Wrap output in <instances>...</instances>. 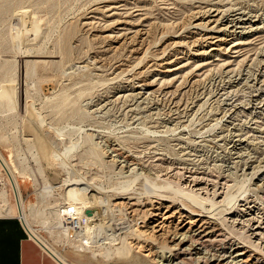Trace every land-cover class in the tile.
Returning a JSON list of instances; mask_svg holds the SVG:
<instances>
[{
    "label": "rangeland",
    "instance_id": "374dc122",
    "mask_svg": "<svg viewBox=\"0 0 264 264\" xmlns=\"http://www.w3.org/2000/svg\"><path fill=\"white\" fill-rule=\"evenodd\" d=\"M209 1L215 2V0H0V74L5 70L1 68L2 60L4 62L5 59H9L6 63H12L14 69L2 85L6 83L10 88L15 86L17 103L14 111L5 114L0 113V150L21 171L17 175V182L21 189L22 198L33 203L32 207L26 206L27 218L29 224L37 228L42 235L48 238V232L42 230L44 229L42 219H45L49 210L52 211L64 201L68 187L77 183L75 179L84 178L93 186L98 187L89 193L99 197L104 196L101 190L99 192V188L108 190L113 186L119 189L126 188L128 189L126 192L139 195L138 198H145L144 193L149 186H153L162 192L178 193V191L184 190L196 194V196L203 198L202 203L205 206L215 210V213L213 212L214 217L222 223L228 232L241 241H249L246 232L230 224L227 220L230 214L225 213L235 210L239 198L245 197L255 198L257 203L264 207V199L259 197L258 191L252 187V182L256 178L250 177L251 165L254 166L255 164L254 169L256 170L261 169V163L255 162L250 164V167L243 162L236 163L232 165L234 168H230V170L233 169L231 172L230 170L229 172L225 171L223 169L225 167L221 164H226L222 160L227 158V150L231 144L230 132L233 129L228 123L229 120L238 122L237 127L244 135L250 136L252 134L253 141L251 142L253 143L250 144L249 150L247 149L248 155H254V157L264 155V111L259 113L254 110L255 113L249 114V110L243 106L247 99L253 97L257 92L262 91L264 93V61L263 63L258 61V59L264 60V32L254 34L244 41L245 43L239 45L241 47L238 46L233 51L219 56L217 60L214 59L215 57H210V60L213 61L214 59L211 63L205 59L206 55L200 57V60L191 54L200 46V43L198 41L197 44L196 42H185V40H189V37H196V32L199 30L188 27L186 24L199 22L198 20L202 16L197 15L198 17L194 18L193 14L188 15V13L200 9V5H208ZM216 1L225 7L241 5L244 8H251L264 13V0ZM24 12L35 16L39 21L42 31L35 40H30L32 36L29 34L30 32L25 34L27 37L24 36L25 38L20 40L13 37L11 26L14 24L17 26L19 15L24 14ZM139 16H145L149 22L151 21V28L146 38L142 40L139 49L132 50L133 44L130 42L127 47H122L115 55L100 51L99 45L102 46L104 42L95 37V34L98 36L122 29L124 21ZM181 28L182 30H180ZM171 33H173V37H162L164 34L169 35ZM178 33H180L178 36H174ZM26 38L29 39L26 40ZM172 38L174 41L180 40V42L184 39L185 44L183 46L173 45L171 49L168 47L167 55L181 48L186 52V55L183 54L184 52L182 53L184 57H192L183 69L184 72L190 68V74L181 80L183 82L180 84L181 86L177 90L180 91L175 98L168 94L162 95L160 93L158 95L157 93L154 97L147 98L141 105H135L133 98L126 96L122 100L119 99L115 103L109 104L110 106L99 107L98 100L112 94L116 89L136 81L133 78L136 72L143 71L139 79L152 78L157 69H160V66H155L157 60L154 61V55L162 45ZM24 40L26 43L23 42ZM14 46L16 48L13 52ZM18 47L31 48V55L23 56L19 51L16 54ZM171 50L173 51L171 52ZM31 59H45L53 64L51 63V66L46 69L38 65L35 74L30 78H22V69H24L22 65L25 60ZM217 61L227 63L226 68L219 65L220 62ZM95 65H99V69L95 68ZM226 70L228 71L226 72ZM151 74L154 75L151 77ZM154 77L157 78L158 76ZM243 77L247 78V82L244 81ZM193 79L199 80L198 83L192 82ZM184 81L187 82L184 83ZM231 81L236 83L235 86H230ZM26 88L30 92L28 93L29 98L24 101L22 92L24 95ZM223 89L231 90L230 98H237L240 101L239 108L243 109L245 113L240 114L238 112V115H234L233 112L230 114L224 109L225 101L219 96ZM65 96L68 97L67 102L58 105L59 107L56 106L60 99ZM23 102H27L25 109L23 108L24 104L22 105ZM33 106L42 120L37 119L34 115L36 112L32 114ZM129 106H132V110H128ZM175 114L179 116L181 122L173 125ZM250 116L251 121L248 120ZM252 120L258 123L262 132L253 134L250 131L249 125H255ZM26 122L28 123L26 124ZM41 129L47 130L48 135L59 140L58 148L62 156L52 158L47 143H39L42 149L40 151L37 140L32 139L34 136L32 131L35 133L43 132ZM225 132L226 134L222 139L218 137V134ZM87 135L89 137H86ZM94 142H97L99 147H105L106 142L123 146V150L135 156L139 164H135L132 166L133 168L130 167L129 169L124 167L125 169L122 170L118 169L117 164H101L97 157L89 154L88 149L94 146ZM180 145L189 151L186 156L188 160L184 164H182L184 156L179 152ZM103 158L106 159L107 157ZM158 162L160 165H157ZM183 166L186 168L183 169ZM204 168L206 169L204 170ZM197 169L198 171H207L206 176L215 180L227 179L228 185L224 188L223 194L228 196V201L218 206L211 192L195 193L188 186L182 185V182L184 184L185 180L188 179V174L191 173L189 171H197ZM166 170L168 171L165 173ZM42 173H44L43 176ZM258 174L259 172H256L254 176ZM44 176L51 184L57 185L61 182V185L52 189L51 194L45 197L44 203H39L37 202L36 191L42 186ZM3 182L5 179L1 170L0 190L3 187L8 189V184ZM189 183L191 184V182ZM77 184L79 185V183ZM49 203H55L54 208H50ZM0 204L3 206L2 201ZM37 211L39 214L35 213ZM111 213L106 211L102 215L105 221L110 222L108 227L104 224L105 231H109L111 234L121 231L119 235H126L128 233V230H125L127 227L118 228V226L131 223L125 219L126 214L119 213V215L114 209ZM106 235L104 234V236ZM117 237L115 236L112 245H109L106 239L101 240V243L92 241L94 246L90 249L93 250V247L96 249L95 246L113 248L120 243ZM67 248L68 244L65 243L61 250H67ZM96 250L93 253L89 250L83 251L84 258L82 260L70 255L67 256L82 264H155L143 255V251L134 252L130 258L125 260L117 259L113 251L111 258L105 260L98 253L103 249ZM65 254L68 253L65 252Z\"/></svg>",
    "mask_w": 264,
    "mask_h": 264
},
{
    "label": "bare ground",
    "instance_id": "6f19581e",
    "mask_svg": "<svg viewBox=\"0 0 264 264\" xmlns=\"http://www.w3.org/2000/svg\"><path fill=\"white\" fill-rule=\"evenodd\" d=\"M192 12L188 13V15L193 14L194 18L198 17L197 15H199L200 17L202 16V18H199V22L186 25H188V27L190 26L192 28L198 29L199 31L196 32V37H189V40H185V42H196L197 44L198 41L200 43V46L197 47L191 54L199 59L200 57L206 55L207 57L205 59H208L207 62L210 61L209 63L213 62L214 59H219V56L230 52L231 50L233 51L239 45L245 43L244 41L248 40L254 34L264 32V13L251 8H244L241 5H229L228 7H225L223 4L215 0V2H210L208 3V5H200V9L198 8L196 11H194L193 13ZM24 14L21 13L19 15L17 26H15V24L14 26H11V29H13L12 33L14 35L12 33L10 34L13 35L15 39L20 40L21 38L27 37V35L25 36V34L30 32L29 34L32 35L30 37V40H35L42 31L39 25V21L35 16L30 15L27 12H24ZM150 22L145 16H139L136 18H132L131 20L129 19V21H124V27H121L122 29L99 34L98 36L97 34H95V37H98V39L100 38L99 40H102L104 42V44L101 42L102 46L101 44L99 45L101 47L100 51L108 53L109 55H115L118 50H120L122 47H127V44L130 42L133 44L131 48L132 50L139 49L142 45V40L146 38L148 31L151 28ZM159 23L160 22H158V24ZM170 23H172V21H170ZM169 24L167 25V27L169 26ZM180 30H182V28ZM179 34L180 33L176 35L174 34V36H178ZM11 35L10 37L12 38ZM164 35L162 37H173V33L165 36ZM27 39L29 38H26V40ZM183 40H181V42L180 40L174 41L172 38L170 41L168 40L164 45H162L159 48L160 50L155 53L154 61L157 60V62H155V66H160V69L158 68L159 70L157 69V72L153 71L156 72L155 75H153L158 76L157 78L151 74V77L153 76L152 78H146V76V79H139L141 72H143L140 70L135 73V76L133 75V78L136 79V81L123 86V88L116 89L112 94L98 100L97 103L100 104L99 107L108 106L109 104L111 105L119 99L122 100V98L126 96H130L131 98H133L135 105H141L147 98H152L157 95V93L158 95L160 93L162 95L168 94L175 98V96L180 91L177 90L179 86H181L180 84L183 82L181 80H184L186 76L190 74V68L189 70L187 69L184 72L183 69L187 61H189L192 57H184V55H186V52L181 48L176 49L174 53L172 52L173 50H171L172 53L167 55V48L169 47V49H171L173 45L183 46V44H185ZM23 42H25V40ZM14 48H16V46L13 47V52ZM18 51L22 53L23 56L31 55L30 53L32 52L31 48L29 47L19 48L15 53L17 54ZM182 53L184 55H182ZM210 57L215 58L212 61L210 60ZM6 61H9V59H5L4 62L2 60L1 63V68L5 69L3 70L4 72L1 73V79H3L4 82H6V79L10 77L11 71L14 69V65H12V63L9 64V62L6 63ZM258 61L263 63L264 60L258 59ZM217 62H220L219 65L226 68L227 63L225 64V62L222 61ZM51 63V61L49 62L45 59L25 60L24 64L22 65V68L24 66V69H22V78H30L33 74H35L36 67L38 65H40L43 69H46L51 66ZM95 68L99 69V65H95ZM227 71L228 70H226V72ZM244 79V81L247 82V78ZM197 81L199 80H192V82L194 83ZM233 81L230 82L231 87L235 86L236 84L233 83ZM186 82L184 81V83ZM2 86V90L0 89V98L2 99V102L0 103V113L5 114L16 109V93L15 86L10 88L6 83H4V85ZM230 91V89H223L219 94V96L225 101L224 109H226L230 114L233 112L234 115H238V112H240V114L243 113V109L239 108L240 101H238V99L234 97L235 95L233 96L234 98H230ZM29 92L30 90L28 88L24 90V95L22 92L24 101L29 98ZM254 95L253 97L251 96L250 98H248L247 102L243 105L247 110H249V114L252 112L260 113L264 111V93L260 91L259 93L257 92V94ZM67 100L68 97L65 96L63 99H60L59 103L56 106L67 102ZM26 103L27 102L22 103V105L24 104V109L26 108ZM128 110H132V106H129ZM254 110L257 111L254 112ZM32 114L36 115L38 120H42L38 112L35 110L34 106L32 107ZM251 119L252 118L250 116L248 120L251 121ZM254 121L255 120H252L253 124L255 123ZM180 122L181 120L179 116L175 114L173 116V125ZM27 123L28 122H26V124ZM29 123L31 122L29 121ZM228 123L231 124L230 127L234 131L232 130V132H230L231 144L229 145V148L227 150V158L225 160H222V162H226V164H219L225 167L223 168L225 171L229 172L231 167L234 168V166L232 165L236 163L243 162L247 164L248 167H250V164H253L255 162L257 164L261 163V169L257 167L258 169L256 170L254 169L255 164L254 166L251 165L250 177L256 178V180L252 182V187L258 191L260 195L259 197L264 199V155H260V157H254V155L249 156L247 149L249 148L250 144L253 143L251 142L253 141V136H251L252 134L250 136L244 135L237 127L238 122L236 123L232 120H229ZM239 125L241 124L239 123ZM251 125H249V129L251 132H253V134L255 132H262V129L260 128L258 123H255V125L253 126ZM25 127L26 125L24 126V129ZM29 127H31V125H29ZM43 132L38 131L37 133H35V131H32V133L34 134L32 139L37 140L40 151L42 149L39 143H47L51 157L59 158L58 156L61 155L58 148L59 140L54 138L53 136L48 135L47 130L44 133ZM225 134L226 132L218 134V137L222 139ZM86 137H89V135H87ZM25 139L28 138L25 137ZM94 143L97 145L93 144L94 146H90L91 148L88 149L89 154L97 157L100 160L99 162L101 164H117L119 170H122L124 167L129 169L130 167L135 166V164H139V161H137V158H135V156L123 150V146L120 147L116 143L106 142L105 148L101 146L99 147L97 142ZM93 147L94 149H92ZM180 147L181 148L179 149V152H181V154L184 156V158H182V164H184L185 161L188 160V157L186 158V156L189 154V151L182 148L181 145ZM103 157L107 158L104 159ZM158 164L159 162L157 163V165ZM182 168L184 169L186 168V166H183ZM192 169L194 168L192 167ZM205 169L206 168H204V170ZM1 170L3 171L5 179V182L3 183L8 184V189H5L3 187L0 190V201H2L3 203V206H1L0 204V214L14 215V213H17L16 216L20 217L22 224L28 234V239L32 240L39 247L42 253L49 255L58 264H82L67 255L77 258L78 260H82L84 258V255L82 253L83 251L89 250L93 253L96 249L98 251L100 249H103L98 253L101 254L105 260L111 258V253L113 251L117 259L124 260L126 258H130L134 252L143 251V255L146 256L150 260V262L152 261L155 264H264V207L257 203L256 199L253 197L239 198V202H236V209L225 213L230 214L227 217V220L230 222V224L235 226L237 229H241L242 231L246 232V236L249 237V241L245 242L239 240L230 232H228L227 229L222 225V223L216 217H214L213 212L215 210H213L211 207L205 206L202 203L203 198L196 196V194L189 193L184 190H180L178 191V193H173L170 191L162 192L160 190H156L155 188H153V186H149L146 188L147 191L144 193L145 198H138L139 195L136 196L134 194L126 192V190L128 191V189L126 188L119 189L118 187H116V189L113 186L109 189L106 188L108 190L99 188V192L101 190V192L104 193V196L100 195L101 197H99L93 193H89L90 191L98 189V187L93 186L84 178H78L75 180L77 181V183H79V185L76 183L73 185L71 184V186L68 187L67 192L65 191L66 195L63 202L59 203L55 208V203H49V207H53L54 209H52V211L49 210V213H46L47 215L45 219H42L41 221L43 225L42 227H44V229L42 230L48 232V239L47 237L42 235L37 228H34L29 224L27 212L25 209L27 205L32 207L33 203L27 202L22 198L21 189L17 182V175H19L21 171L18 167H16L15 163L11 159L6 158L0 150V171ZM204 170L198 171L197 169L198 172L193 170L189 171L191 173L188 174V179L185 180L184 184L182 182V185L188 186L191 191H194L195 193L203 194L206 192H211L215 197V203L218 206L222 205L229 199L228 196L226 197L223 194L224 188L226 187V185H228L227 179L223 178L222 181H219L217 179L215 180L211 177L206 176L207 171L205 172ZM167 171L168 170H166L165 173ZM143 172L145 174V171ZM256 172H259V174L257 176H254ZM161 173L163 174V172ZM43 174L44 173H42V176ZM44 177L42 179V186L40 187V189H38V191H36L37 202L39 203H44L45 197H48L51 194L52 189L57 188L61 185V182L57 185H53L50 183V181L47 180L46 177L44 179ZM189 182H191V184ZM121 190H124V192H121ZM108 191L110 192V194H108ZM69 205L74 206L77 218L80 221V229L78 231H70L66 227V225L63 224L64 218L62 215L65 213V206ZM90 209H94L96 211H91ZM113 209L115 210V212H118V214H126V216H124L125 219L131 222L128 224H126V222V225L124 226H118L119 229H122L121 227H127V229H125L128 230V233L126 235H119L121 231L115 232L113 234H111V232L109 231H105L110 222H108V220L105 221L102 215L106 211L112 214L111 212ZM86 211H89V213H87ZM35 213L39 214L40 210L39 213L38 211ZM113 214L115 215V213ZM104 224L105 226H107L104 227ZM104 234L107 235L104 236ZM115 236H118L117 238L120 242L119 245H115L113 248H110L109 246H95L96 249H94V247L92 248L93 250L90 249V247L94 246L92 241L95 243H101V240L106 239L107 243L109 245H112V241L115 239ZM65 243L68 244L67 250H61V248L64 247ZM65 252L68 254H65Z\"/></svg>",
    "mask_w": 264,
    "mask_h": 264
},
{
    "label": "crops",
    "instance_id": "0c3cea01",
    "mask_svg": "<svg viewBox=\"0 0 264 264\" xmlns=\"http://www.w3.org/2000/svg\"><path fill=\"white\" fill-rule=\"evenodd\" d=\"M1 78L0 74V89L2 90L4 80ZM0 264L58 263L49 255L42 253L39 247L28 239L25 229L16 215L0 214Z\"/></svg>",
    "mask_w": 264,
    "mask_h": 264
},
{
    "label": "built area",
    "instance_id": "2783aa9c",
    "mask_svg": "<svg viewBox=\"0 0 264 264\" xmlns=\"http://www.w3.org/2000/svg\"><path fill=\"white\" fill-rule=\"evenodd\" d=\"M65 213L62 215L64 218L63 224L66 225V227L70 231H78L80 229V221L77 218L76 210L74 209L73 205L65 206ZM18 220L22 223L19 216H17ZM23 225V224H22ZM24 227V226H23ZM25 229V228H24ZM26 232V230H25ZM26 235L28 237V234L26 232Z\"/></svg>",
    "mask_w": 264,
    "mask_h": 264
},
{
    "label": "water",
    "instance_id": "95a60500",
    "mask_svg": "<svg viewBox=\"0 0 264 264\" xmlns=\"http://www.w3.org/2000/svg\"><path fill=\"white\" fill-rule=\"evenodd\" d=\"M87 213H89V211H86Z\"/></svg>",
    "mask_w": 264,
    "mask_h": 264
}]
</instances>
